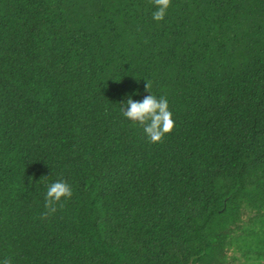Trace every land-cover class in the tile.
<instances>
[{"label": "trees", "instance_id": "16d2710c", "mask_svg": "<svg viewBox=\"0 0 264 264\" xmlns=\"http://www.w3.org/2000/svg\"><path fill=\"white\" fill-rule=\"evenodd\" d=\"M156 10L0 0V264H264V0ZM147 83L162 143L120 112Z\"/></svg>", "mask_w": 264, "mask_h": 264}, {"label": "clouds", "instance_id": "9594fccd", "mask_svg": "<svg viewBox=\"0 0 264 264\" xmlns=\"http://www.w3.org/2000/svg\"><path fill=\"white\" fill-rule=\"evenodd\" d=\"M152 2L157 9L153 13V19L155 21L163 20L171 6V0H152ZM149 87L150 85L147 83L146 90ZM149 93L139 102H134L129 97L120 106V112L124 117L143 129L149 142L162 143L165 135L171 133L174 128L172 112L169 110L166 97L161 96L158 99L151 92ZM125 107L127 110H125ZM72 195L71 186L63 179L49 184L44 197L45 211L41 213V219H47L50 215L56 213L58 208L62 209L65 202L70 200ZM3 264H11V261L5 259Z\"/></svg>", "mask_w": 264, "mask_h": 264}]
</instances>
